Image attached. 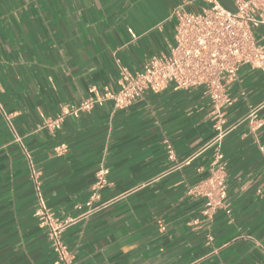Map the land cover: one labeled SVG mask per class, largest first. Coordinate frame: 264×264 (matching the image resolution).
<instances>
[{"label": "crops", "instance_id": "obj_1", "mask_svg": "<svg viewBox=\"0 0 264 264\" xmlns=\"http://www.w3.org/2000/svg\"><path fill=\"white\" fill-rule=\"evenodd\" d=\"M233 10L232 0H218ZM201 0H0V264H54L38 225L36 171L45 205L77 216L96 172L106 203L68 225L72 264H260L264 258V72L242 65L228 86L220 141L226 202L203 215L190 189L209 174L215 130L201 87L146 91L122 110L110 101L57 130L43 127L95 86L115 91L120 68L134 73L173 42V9ZM134 34L135 36H132ZM264 48V26L254 29ZM250 107L262 125L252 130ZM171 144L174 160L166 155ZM258 142V143H257ZM64 144L57 154L55 147ZM28 154V158L25 152ZM211 236V240H208Z\"/></svg>", "mask_w": 264, "mask_h": 264}, {"label": "built area", "instance_id": "obj_2", "mask_svg": "<svg viewBox=\"0 0 264 264\" xmlns=\"http://www.w3.org/2000/svg\"><path fill=\"white\" fill-rule=\"evenodd\" d=\"M201 1L206 5L200 11H188L182 5L173 9L172 15L176 21L173 42L167 53L153 55L142 69L134 73L121 67L115 91L91 86L84 99L61 107L53 118L44 121L43 127L57 130L67 116L77 117L108 101L111 102L113 110L125 109L146 91L157 93L168 85L175 91L201 87L211 106L210 114L215 130L211 144L215 148L208 176L189 192L205 198L203 215L212 218L218 209L229 212L226 202V163L220 150V141L228 132V128L224 127V109L233 102L227 93L228 86L236 80L242 65L264 72V48L254 36V29L264 26V0H232L233 10L224 8L218 0ZM257 110L258 107H250L246 115L253 131L262 125V120L256 117ZM258 148L264 157L263 146L258 144ZM64 149V144L55 147L57 154ZM165 149L167 158L174 160L171 144L166 142ZM25 155L29 157L26 152ZM106 172L104 168L96 172L89 199L74 205L79 214L59 219L45 205L36 171L31 168L37 198L33 215L38 225L46 230L56 258L54 264H72L73 257L62 240L64 229L75 221L86 219L106 205L95 203L99 198V191L107 184ZM211 238L208 236V240ZM260 264H264V258Z\"/></svg>", "mask_w": 264, "mask_h": 264}]
</instances>
